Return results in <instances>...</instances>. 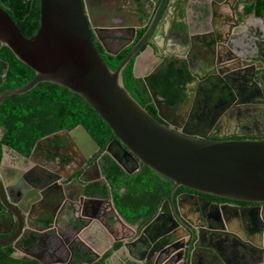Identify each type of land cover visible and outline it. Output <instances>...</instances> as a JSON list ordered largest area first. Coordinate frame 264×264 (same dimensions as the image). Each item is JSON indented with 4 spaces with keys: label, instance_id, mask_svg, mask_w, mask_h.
I'll return each instance as SVG.
<instances>
[{
    "label": "water",
    "instance_id": "obj_1",
    "mask_svg": "<svg viewBox=\"0 0 264 264\" xmlns=\"http://www.w3.org/2000/svg\"><path fill=\"white\" fill-rule=\"evenodd\" d=\"M240 1L243 0L210 2L197 23L199 27H208V32L188 38L185 52L170 57L184 63L195 85L217 82L226 89L220 94L222 121L235 122V128H252L257 122L264 130V16H249L236 6ZM111 2L39 0V26L28 39L0 8V46L8 48L34 72L25 85L0 93V105L6 98L25 94L40 83L63 87L83 99L109 127L111 142L106 153L126 174L147 166L173 183L169 199L132 239L133 230L125 226L112 201L86 197L84 185L72 179L70 185L78 189L70 192L79 214L74 222L81 223L93 238H97L96 227L103 238L107 234L113 237L114 229L101 220L108 208L120 231L117 237L104 241V251L95 254L96 259L116 242L120 244L118 250L124 248L137 264H264V135L216 138L203 131L215 124L208 117L205 127L200 125L201 119L197 124L189 116L182 125L176 124L174 130L163 123L161 113L163 110L174 113L178 108L163 106L161 99L149 90L160 118L150 115L125 89L122 71L133 60V74L137 77L135 69L143 51L149 47L160 53L154 36L167 9L185 1L156 0L152 17L147 21L148 0H131L130 9L138 15L134 24L115 23L117 3ZM140 30L144 32L134 42ZM116 34L121 39L115 42L110 36ZM96 42L112 57L132 47L116 69L111 70ZM195 53L197 58L193 56ZM162 65L157 64L142 76L143 82L146 84L148 76ZM185 101L186 111L193 103L192 109L196 107L192 98ZM188 127L198 130H186ZM65 134L69 138L79 136L76 137L79 146L93 143L81 127ZM42 144L39 141L37 146ZM112 145L120 151L113 152ZM94 147L98 148L95 144ZM27 176L25 180L16 177L9 185L0 180V213L16 219L15 232L0 239V245L16 244L22 216L29 217L31 208L58 196L55 189L60 180L58 175L49 181L31 169ZM96 180H104L99 171L90 182ZM180 187L188 192L175 195ZM205 196L227 203L215 204ZM192 211L198 224L187 218Z\"/></svg>",
    "mask_w": 264,
    "mask_h": 264
},
{
    "label": "trees",
    "instance_id": "obj_2",
    "mask_svg": "<svg viewBox=\"0 0 264 264\" xmlns=\"http://www.w3.org/2000/svg\"><path fill=\"white\" fill-rule=\"evenodd\" d=\"M247 1L250 3L244 8L246 14L264 16V0ZM0 8L9 15L24 38L35 34L39 26V0H0ZM143 32L138 31L134 42ZM131 47L115 57L98 51L106 65L115 70ZM133 63L131 60L122 71L123 85L150 115L156 118L149 90L170 107L185 103L187 84L192 79L183 63L177 59L166 60L156 73L148 76L146 84L134 76ZM33 75L34 72L19 62L8 48L0 46V93L25 85ZM77 127H81L100 149L104 148L111 135L109 127L83 99L52 83H40L25 94L6 98L0 105V148L5 146L24 158L32 155L39 141L54 142L56 148L60 147V135ZM99 168L104 180L87 183L85 196L110 199L118 215L128 225L136 226L138 232L156 216L160 205L170 197L173 183L147 166H141L129 175L108 155H103ZM183 192L188 190L180 187L175 195ZM205 198L213 199L210 196ZM119 247V243L114 244L93 264H108L110 255ZM74 258H80L77 250ZM0 264L40 263L28 257L14 256L13 247L7 244L0 245Z\"/></svg>",
    "mask_w": 264,
    "mask_h": 264
},
{
    "label": "flooded vegetation",
    "instance_id": "obj_3",
    "mask_svg": "<svg viewBox=\"0 0 264 264\" xmlns=\"http://www.w3.org/2000/svg\"><path fill=\"white\" fill-rule=\"evenodd\" d=\"M114 1L117 3L115 9L114 7L111 8L112 10L114 9V22L118 24L125 22L134 24L138 15L133 14L132 9H130L131 0ZM110 3H112L111 0ZM249 3L250 2L247 0H243L238 2L236 6L242 7L244 10ZM107 6L108 5H105L104 7ZM252 14L254 13L248 15L250 16ZM109 21H112V19ZM110 39L116 42L121 38L116 34L111 35ZM96 47L105 54L98 42H96ZM171 58L172 57L165 54L160 55L158 57L159 61L155 66L159 63L163 64L166 60ZM155 66H153V68ZM198 74L200 73L198 72ZM194 83L195 82L191 80L186 88V98L190 97L196 102V107L194 109H192L194 103L190 110L186 111L184 109L186 101L182 105L170 107L165 101L161 100L163 102L162 105L167 106L169 109L178 108L174 110V113L168 110H163L161 113V120L167 126L176 130L174 127L176 124L182 125L186 120L192 118L194 121L197 120V124L202 120L203 123L201 122L200 125L203 126L204 124L203 127H205L207 123L205 118L208 117L215 121V124L211 128H203V131L216 138L226 137L225 139H244L246 136L259 137L264 135V130L260 129L261 127L257 122L252 125V128H235V122L229 124L227 121L221 120L222 116L219 117V112L223 111V109L221 108L222 97L220 98V94L221 92L224 93L226 89L223 90L219 83L212 82L210 85H208L207 82L201 85H195ZM203 87L207 88V90L212 87L209 90L211 94L213 96L218 95L217 101L213 103V106L210 108L206 104L208 101L205 99L208 98L209 94L204 91ZM208 103L209 105L211 104V102ZM155 112L156 119H159V113L156 110ZM201 114L203 117H201ZM189 116L190 118H188ZM186 130L197 131L198 129L195 127H188ZM60 136L62 137V144L60 147L56 148L54 142L46 143L43 141V144L39 147L37 146L30 157L24 159L23 156H20L18 153L13 152V150L5 146L0 148V180L2 179L7 185L16 177H20L22 180L27 179L29 177L27 174L31 169H33L34 174L43 176L44 179L49 181L53 178V175H58L60 177L58 185L55 188L58 196L50 198L47 202H41L40 206L37 205L31 208L28 211L29 217H27L26 214L23 215L21 218L22 228L17 238L18 241L16 244L11 243L9 245L14 249V256L28 257L40 264H93L101 259L106 252H104L99 259H96L95 254H98L99 251L91 250L88 243L90 238L93 239V237L87 234L81 223L74 222V219L79 214L76 212L75 202L70 198V192L77 191L78 189L72 184L70 185V183L72 179H76L79 183L84 185L85 192V185L97 177L98 171L101 173L99 161L103 155H108L106 149L111 139L107 141L103 149H100L94 142L89 145L84 144V146H79V136H76L78 138L73 137V139L67 137L65 133H62ZM94 144L97 145V149L94 147ZM111 148L113 152L120 151L115 145H112ZM5 157L9 158L8 164H4ZM15 163L17 166H15ZM74 174L78 175L74 177ZM212 198V200H209L212 203L219 205L227 203V201L223 199L219 200L218 198ZM235 204L239 206H253L245 203ZM101 214H104V212H101ZM8 216L9 214L7 213H0V239H6L15 232L16 219L13 217L8 218ZM187 218L193 224H198L193 211L187 213ZM101 220L111 229H114L113 237H117L120 231L116 227L113 213L108 208H106L105 214L101 216ZM232 228L238 231L236 226H232ZM95 229L94 236L97 237V241L94 242L99 243L98 241H100L99 237L101 234L97 227ZM115 229H117V231ZM121 232L127 233L124 230ZM242 232L247 235L249 233L245 230H242ZM253 234L254 233L251 231L250 235ZM109 236L113 238L110 234ZM114 244H116V242L113 243L112 247ZM75 250L80 254V258L78 259L74 258Z\"/></svg>",
    "mask_w": 264,
    "mask_h": 264
},
{
    "label": "crops",
    "instance_id": "obj_4",
    "mask_svg": "<svg viewBox=\"0 0 264 264\" xmlns=\"http://www.w3.org/2000/svg\"><path fill=\"white\" fill-rule=\"evenodd\" d=\"M175 1V0H172ZM185 1V3L178 4L177 7H169L167 9V14L164 16L163 24L158 28L157 33L154 36V40L157 46L160 48V53L157 52V49L147 48L143 54L139 57L136 65V75L137 78H141L146 75L155 64L159 61L157 56L160 55H181L182 52H185L184 43L188 38L192 36H196L197 34H202L208 32L209 28L206 26H198V19L201 17L202 12L206 13V7L210 2L217 3L218 0H181V2ZM218 4V3H217ZM194 58H197V54L195 53ZM198 73V70H195ZM212 88V87H211ZM210 88V89H211ZM204 91L209 94L208 98H205L207 102L206 104L210 107L213 106V103L216 102L218 95L213 96L210 89L204 88ZM221 97V96H220ZM1 133V130H0ZM73 139V138H72ZM9 158H4V164H8ZM15 166L16 163H15ZM124 221V220H123ZM126 224V223H125ZM133 230V234L131 238H135L137 236V228L136 226L125 225ZM99 243L96 238H93L88 241L89 247L93 251H104V241L106 239H111L109 234L102 237H99ZM94 242V243H93ZM99 249V250H98ZM108 264H137L133 258H131L127 251L123 248L121 250L114 251L109 259ZM212 264H216L215 262Z\"/></svg>",
    "mask_w": 264,
    "mask_h": 264
},
{
    "label": "built area",
    "instance_id": "obj_5",
    "mask_svg": "<svg viewBox=\"0 0 264 264\" xmlns=\"http://www.w3.org/2000/svg\"><path fill=\"white\" fill-rule=\"evenodd\" d=\"M155 5H156V0H148V5H147V8H148V16L146 18L147 21L150 20V18L152 17V14H153Z\"/></svg>",
    "mask_w": 264,
    "mask_h": 264
},
{
    "label": "rangeland",
    "instance_id": "obj_6",
    "mask_svg": "<svg viewBox=\"0 0 264 264\" xmlns=\"http://www.w3.org/2000/svg\"><path fill=\"white\" fill-rule=\"evenodd\" d=\"M15 162H16V160H15Z\"/></svg>",
    "mask_w": 264,
    "mask_h": 264
}]
</instances>
